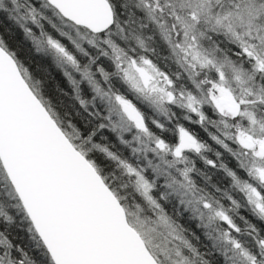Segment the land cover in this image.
Returning a JSON list of instances; mask_svg holds the SVG:
<instances>
[{
    "label": "snow or ice",
    "instance_id": "1",
    "mask_svg": "<svg viewBox=\"0 0 264 264\" xmlns=\"http://www.w3.org/2000/svg\"><path fill=\"white\" fill-rule=\"evenodd\" d=\"M0 264H264V0H0Z\"/></svg>",
    "mask_w": 264,
    "mask_h": 264
},
{
    "label": "trees",
    "instance_id": "2",
    "mask_svg": "<svg viewBox=\"0 0 264 264\" xmlns=\"http://www.w3.org/2000/svg\"><path fill=\"white\" fill-rule=\"evenodd\" d=\"M18 39H22V37H18ZM13 47H14V50H16L15 42L13 43ZM27 47L28 46L25 44V46H24L25 50L19 51V55H20V58L21 59H24V57H25V51H26ZM57 79H60V77L58 75H57Z\"/></svg>",
    "mask_w": 264,
    "mask_h": 264
}]
</instances>
